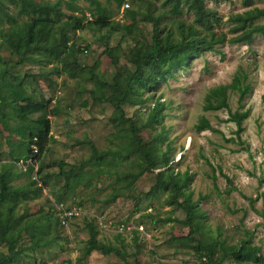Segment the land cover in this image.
Instances as JSON below:
<instances>
[{
  "label": "rangeland",
  "instance_id": "374dc122",
  "mask_svg": "<svg viewBox=\"0 0 264 264\" xmlns=\"http://www.w3.org/2000/svg\"><path fill=\"white\" fill-rule=\"evenodd\" d=\"M100 1L121 30L87 28L72 32L70 43L80 50L76 58L66 57L65 63H47L44 57L37 56L35 61L18 66V57L11 54L1 36L9 29L11 18H16L19 24L28 18L19 16L20 7L14 0H0V74L5 71L0 76V175L12 172L14 187L28 184L30 177L26 168L31 161H17L23 157V140L17 132L21 123L13 106L2 102L8 93L5 84H19L15 77L20 78L24 80V89L35 95L36 100L52 99L50 109H60L58 115L49 117L52 128L48 150L35 163L33 180L42 189L40 195L34 198L31 192L29 198L14 204V216L29 220L46 214L57 217V208L62 203L81 208L80 218L67 227L53 223L48 232L44 230V237L55 239L52 245L26 251L18 264H124V260L130 264L135 261L200 264L192 248L185 242L178 243V239L190 233L189 227L183 224L184 210L167 205L171 192L151 193L158 173L166 170L159 158L168 144L172 147L169 157L173 170L181 175L189 173L192 178L184 193H192L193 202L200 199L195 214H201L197 221L201 228L196 237L204 241L219 238L235 245L246 236L247 230L252 233L253 244L261 247L264 258V37L255 36L249 45L218 46V52L192 60L152 93L140 89V95L131 92L128 97V80L135 72L131 54L135 50L150 51L155 33L152 20H159L160 34L173 31V37L179 39L180 26L193 24L194 14L185 0H182L180 15H174L171 10L176 0H127L124 4L129 7L125 10L124 6L118 9L114 2ZM204 1L207 8L218 14L216 31L227 34L228 38L241 29L229 22L231 16L250 15L256 8L264 9V0H254L252 7H246L243 0ZM78 4L91 18L89 4L82 1ZM63 10L67 12L65 6ZM257 23L264 24V19ZM131 25H134L131 31L126 29ZM106 49H115V52L108 55ZM240 69L248 74L252 88L242 107L238 94L229 96L232 112L250 111L243 123L241 140H237L234 134L237 127L229 122V111L205 112L204 104L210 89L230 83ZM69 73L76 78H69ZM93 75L106 85L118 86L116 97L125 102V118H132L141 129L142 141L155 147L153 157L159 165L157 168H149L143 156L131 153L132 133L127 122H113L115 107L94 101ZM106 92L113 93L110 88ZM158 100L164 107V119L161 125L148 127L150 111ZM203 116L215 132L196 130ZM160 136L164 137L163 141L158 140ZM93 147L103 154L100 164H96ZM62 168L65 172L74 169L69 178L60 175ZM141 171V177L131 182V176ZM249 199H254L253 206ZM180 201L184 202V198ZM170 219L174 222H169ZM89 224L94 226L101 243L119 248L123 257L101 252L85 257L91 237ZM16 236L14 230L4 233L7 240ZM31 245V238L25 232L18 247ZM0 252L8 253L1 241Z\"/></svg>",
  "mask_w": 264,
  "mask_h": 264
},
{
  "label": "trees",
  "instance_id": "16d2710c",
  "mask_svg": "<svg viewBox=\"0 0 264 264\" xmlns=\"http://www.w3.org/2000/svg\"><path fill=\"white\" fill-rule=\"evenodd\" d=\"M79 1L89 4L91 18L86 16L85 11L78 4ZM173 1L169 0V2ZM106 2H114L116 7L120 9L127 0H106ZM186 2H188L189 9L194 14V21L191 25L180 26L179 39L173 37V31L166 35L160 34L158 32L159 20L154 18L152 22L154 23L155 33L150 51L148 53H142L139 50L132 52L131 62L135 66V72L128 80V97L131 92L140 95V89L152 93L156 87L167 83L169 79H173L175 73L182 71L192 60L206 53L218 52V46L226 44L249 45L253 43L255 36L264 37V24L257 23L264 19V9L256 8L254 13L250 15L246 13L231 16L229 22L240 26L241 29L235 36L228 38L227 34L216 31V27L219 25L218 14L207 8L204 0H185ZM14 3L20 7L19 16L28 18V21L19 24L16 18H11L9 21L10 27L7 32L2 34L1 38L8 46L11 54L18 57L16 63L18 66L27 61H35L37 56L44 57L47 63L52 61L65 63L66 57L76 58L80 50L76 49L74 43H70L72 32L87 28L92 30L110 29L113 32L121 30V26L115 25L116 23L113 21L109 9L100 0H14ZM243 3L246 7H252L254 0H243ZM181 4L182 0L175 1L171 9L174 15L181 14ZM63 6H65L68 13L63 10ZM127 11L129 15L134 17L132 11ZM133 26L126 27V29L131 31ZM105 52L108 55H113L115 49H106ZM91 72L93 73V70ZM4 75L5 71L2 75L0 74L1 77ZM67 76L71 79L76 78L75 74L72 73L67 74ZM15 80H19V84L10 82L5 84L8 93L7 96L2 97V102L13 106L21 123L17 132L23 140L21 144L23 157H18L17 161H31L26 168L30 179L25 186L14 187L11 182L14 176L12 172L0 175V241L6 244L8 252H0V264H18L21 256L26 251L49 247L55 242V239L44 237V230L48 232L53 223L61 227L58 218L49 216V214L38 219L29 220L28 217L16 218L13 213L14 204L29 198L31 192H33L34 198L40 195L42 189L37 187V182L33 180L35 163L41 160L42 155L48 150L52 128L49 117L50 115H58L60 111L59 107L50 109L52 99L36 100L35 95L29 94L24 89V80L17 77H15ZM93 80L96 83V88L91 91L94 101L110 103L115 107L116 118L113 122L116 120L127 122L133 136L131 153L143 156L149 168H157L159 165L153 157L155 147L142 141L139 136L141 129L137 127L132 118H125L123 109L125 102L116 97L118 86L106 85L95 75H93ZM108 88L113 91L111 95L106 92ZM251 88V84L248 82V74L240 69L230 83L210 89L205 98V112L229 111V122L234 123L237 127L234 133L237 140H241V135L245 130L243 123L249 117L250 111L237 110L232 112L229 106V96L230 93L238 94V102L242 107V103ZM163 108L161 100H158L150 111L146 126L161 125L164 119ZM37 114H39L38 118L33 119L32 116ZM162 130L164 131V128ZM196 130L199 133L206 130L215 132L209 120L204 116L200 118ZM158 140L163 141L164 137L160 136ZM166 149V152L159 158L160 163L166 170L158 173L156 184L151 193H158L161 190L171 192L167 205L171 208H180L186 213V220L183 224L189 227L190 233L186 237L178 239V243L185 242L187 247L192 248L197 255V262L206 258L207 264H224L226 261H230L232 264H264L261 247L253 244L252 233L247 230L245 231L246 236L235 245H229L226 240H220L219 238L204 241L196 237L201 228V225L197 224V221L201 219V214H195L199 208L200 199L198 202H193L192 193L188 195L184 193L188 187V182L192 180L191 175L189 173L181 175V173H176L173 170L172 160L169 157L172 152L171 145L168 144ZM93 153L97 158L96 164H100L103 161V154L99 153L95 147H93ZM73 170L71 168L70 171L65 172L62 168L60 175L69 178ZM42 171L41 168L39 173L41 174ZM142 174L143 171L132 175L131 182L139 179ZM224 177L230 181L228 176L224 175ZM230 192L228 191L229 194ZM182 198H184V202L180 201ZM202 199H205V197ZM249 201L253 206L254 199H249ZM244 213L247 214L246 211ZM169 222H174V220L170 219ZM88 226L91 237L84 251L85 257L90 256L93 252H101L106 256L115 254L119 258L123 257L119 248L101 243L97 239V232L92 224ZM10 230L17 233L16 238L13 240H7L4 237V233ZM25 232L30 236L32 245L27 248H20L18 247L19 240ZM124 264L130 263L124 260ZM135 264L140 263L135 261Z\"/></svg>",
  "mask_w": 264,
  "mask_h": 264
},
{
  "label": "built area",
  "instance_id": "2783aa9c",
  "mask_svg": "<svg viewBox=\"0 0 264 264\" xmlns=\"http://www.w3.org/2000/svg\"><path fill=\"white\" fill-rule=\"evenodd\" d=\"M126 7H129L128 4H124L123 10ZM81 216V208L77 206H66L65 204H61L57 208V218L60 222L61 227H67L71 222L80 218ZM200 264H207V259L203 258L199 261Z\"/></svg>",
  "mask_w": 264,
  "mask_h": 264
}]
</instances>
